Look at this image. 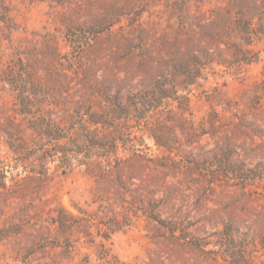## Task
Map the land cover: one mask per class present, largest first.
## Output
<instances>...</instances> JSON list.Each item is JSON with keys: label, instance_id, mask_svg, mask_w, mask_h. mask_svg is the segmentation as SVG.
I'll use <instances>...</instances> for the list:
<instances>
[{"label": "rangeland", "instance_id": "rangeland-1", "mask_svg": "<svg viewBox=\"0 0 264 264\" xmlns=\"http://www.w3.org/2000/svg\"><path fill=\"white\" fill-rule=\"evenodd\" d=\"M261 4L0 0V264H264ZM138 92L162 99L87 124Z\"/></svg>", "mask_w": 264, "mask_h": 264}, {"label": "trees", "instance_id": "trees-1", "mask_svg": "<svg viewBox=\"0 0 264 264\" xmlns=\"http://www.w3.org/2000/svg\"><path fill=\"white\" fill-rule=\"evenodd\" d=\"M260 12L262 13L260 15L261 22L259 25L260 29V34L264 36V0H262L261 7L259 8ZM37 88V87H35ZM24 89V88H23ZM103 89H108V87H105ZM36 90V92H34ZM31 90V94L36 95L37 91H40L37 89ZM104 91V90H103ZM21 92H23L21 94ZM24 94V90L20 91V98H19V110L18 114L21 116H31L33 115L30 108L34 107V102L30 100H26V98H23L22 95ZM166 98H170L169 96H166ZM127 99L129 100L126 102V105H122L121 99L119 98V94H111L109 97L105 98L104 103L106 109L102 112L103 115L97 116V115H92L89 116V119L87 120V124L95 125V126H108L111 128H115L122 119L126 118L127 115H129L125 108L128 109L129 111H134L136 109L140 115H143V110L146 109V107H149V105L155 103L157 100H161L162 98L159 97L157 100H153L150 95H146V93L143 92H138V93H132L131 96H128ZM80 106V104H78ZM79 118H81V122H79ZM79 118H72L74 119L72 123L74 124H80L82 125L81 127H84V122L83 117ZM78 121V122H77ZM78 127V126H76ZM32 130L35 131V133L39 137H43L50 144H52V147H50L53 152V155H69V151L72 154H78L82 153V151L85 150V141H79L77 140V137L73 134L71 137L67 135V131H64L56 122L51 121L36 124L34 127L32 126ZM80 137V135H79ZM86 137V136H85ZM97 142V141H92V144L90 146V149H100V150H106L107 151V156L106 158L108 159L109 156L113 153H115L116 148H117V142ZM23 148H20L18 150V153H22ZM222 249H228L229 252H235L236 246L233 245V239L232 237H229L228 239H225L224 242L220 244ZM238 250V249H237ZM232 258L236 261V264H246L247 262L242 258V256H237L236 253L233 254Z\"/></svg>", "mask_w": 264, "mask_h": 264}]
</instances>
